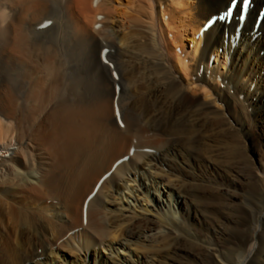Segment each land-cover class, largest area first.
Listing matches in <instances>:
<instances>
[{"label":"bare ground","instance_id":"bare-ground-1","mask_svg":"<svg viewBox=\"0 0 264 264\" xmlns=\"http://www.w3.org/2000/svg\"><path fill=\"white\" fill-rule=\"evenodd\" d=\"M229 1L0 0V264H264V0Z\"/></svg>","mask_w":264,"mask_h":264},{"label":"rangeland","instance_id":"rangeland-1","mask_svg":"<svg viewBox=\"0 0 264 264\" xmlns=\"http://www.w3.org/2000/svg\"><path fill=\"white\" fill-rule=\"evenodd\" d=\"M243 187L245 189L241 192L240 198L237 203H235V205H237L239 209H242L247 213L249 224L245 229L250 227L252 229L254 227L255 220L258 218L260 209L263 205L264 185L261 182H257L254 183L252 186L247 185ZM225 250L227 251L230 259L235 262L238 253L231 249ZM219 264H223V262H219Z\"/></svg>","mask_w":264,"mask_h":264},{"label":"snow or ice","instance_id":"snow-or-ice-1","mask_svg":"<svg viewBox=\"0 0 264 264\" xmlns=\"http://www.w3.org/2000/svg\"><path fill=\"white\" fill-rule=\"evenodd\" d=\"M118 115H119V113H118Z\"/></svg>","mask_w":264,"mask_h":264}]
</instances>
